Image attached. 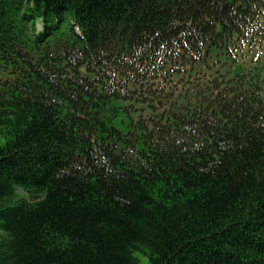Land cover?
Instances as JSON below:
<instances>
[{"label": "trees", "instance_id": "16d2710c", "mask_svg": "<svg viewBox=\"0 0 264 264\" xmlns=\"http://www.w3.org/2000/svg\"><path fill=\"white\" fill-rule=\"evenodd\" d=\"M264 264V0H0V264Z\"/></svg>", "mask_w": 264, "mask_h": 264}, {"label": "rangeland", "instance_id": "374dc122", "mask_svg": "<svg viewBox=\"0 0 264 264\" xmlns=\"http://www.w3.org/2000/svg\"><path fill=\"white\" fill-rule=\"evenodd\" d=\"M142 264H147V262L143 259V260H142Z\"/></svg>", "mask_w": 264, "mask_h": 264}]
</instances>
